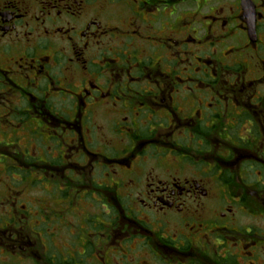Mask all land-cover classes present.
Segmentation results:
<instances>
[{
    "label": "flooded vegetation",
    "instance_id": "af4514ba",
    "mask_svg": "<svg viewBox=\"0 0 264 264\" xmlns=\"http://www.w3.org/2000/svg\"><path fill=\"white\" fill-rule=\"evenodd\" d=\"M0 105V264H264V0H0Z\"/></svg>",
    "mask_w": 264,
    "mask_h": 264
},
{
    "label": "rangeland",
    "instance_id": "374dc122",
    "mask_svg": "<svg viewBox=\"0 0 264 264\" xmlns=\"http://www.w3.org/2000/svg\"><path fill=\"white\" fill-rule=\"evenodd\" d=\"M2 103H4V101ZM4 108H5V105H0V115L6 113V112H4ZM22 109H24V108H22ZM13 121H16L17 125L18 124H21L22 126H24L26 124V122H27V120L23 116L20 117V118H18V119H14L12 121L9 120V119H6V121H5V119L3 121H0V143L3 142L4 137H6L7 135L8 136H11V130H12L11 127L12 126H10V125L13 123ZM9 129H11V130H9ZM21 129L22 128H19V127L18 128H14V130L17 131L15 134L18 135V136H20V135L26 136V134H24ZM5 133H6V135H5ZM31 134H35L36 135V139L38 141H41L42 138H43V136H44L43 134L39 133L37 130H31ZM26 142H27V140L24 139V138L19 140L20 145H24ZM11 145L12 144H10V145L8 144V146H6V147L7 148H9V147L14 148ZM41 148H42V151L44 152V156L45 157L46 156H51V153L53 151L52 147H48V145L41 144ZM1 150L3 151V148H0V151ZM9 151H10L11 155L15 154L11 149H9ZM1 158H3V159L0 160V177L2 178L3 176L4 177L7 176V178L11 179V181H13V183L15 181H18V180L15 179V176H14V175H17V172L16 171H12L11 172L10 170H8L7 173H6V175L4 174L5 173V168H4V164L2 162L5 163V161H7L9 158H7L6 156H3V155L1 156ZM38 158H40V157H38ZM38 180H40V179H38ZM2 182H4V181H2ZM27 182L28 181L26 180V182L23 183V186ZM36 185H41L42 186L43 183L40 180V181H38L36 183ZM45 185H46V187H44V188L49 190L50 189V185L48 183H46ZM15 187H17V186H15ZM8 188L9 187H8L7 184H1L0 185V193H7ZM40 189L41 188H33V189H30V190H27L26 188H24L23 191L28 192V193H31L32 197L33 196H44V195H41V194H37V192L40 191ZM41 190H43V188ZM70 196H71L70 193H68V196L64 198V201L65 202H69V203L70 202L71 203H75V202L70 201ZM44 200H46L47 202H49L51 204L63 205V203H61L59 199H57V198L55 199L51 194H47L45 196V199ZM62 200H63V197H62ZM78 225H79L78 232L76 234L72 235L73 239L76 240V241H79L81 239V235L83 234V227H82V225L80 223ZM139 259H140V264H145V263H142L143 261L146 260V259H144V257H139Z\"/></svg>",
    "mask_w": 264,
    "mask_h": 264
}]
</instances>
